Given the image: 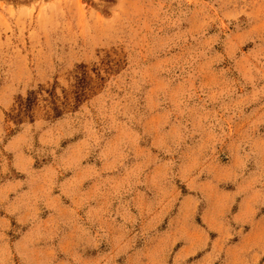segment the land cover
<instances>
[{
  "label": "rangeland",
  "instance_id": "obj_1",
  "mask_svg": "<svg viewBox=\"0 0 264 264\" xmlns=\"http://www.w3.org/2000/svg\"><path fill=\"white\" fill-rule=\"evenodd\" d=\"M0 264H264V0H0Z\"/></svg>",
  "mask_w": 264,
  "mask_h": 264
}]
</instances>
